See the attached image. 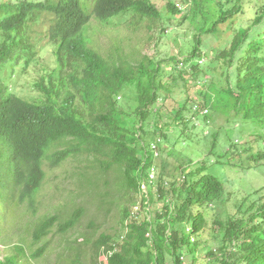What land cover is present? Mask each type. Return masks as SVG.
Segmentation results:
<instances>
[{"label":"trees","instance_id":"1","mask_svg":"<svg viewBox=\"0 0 264 264\" xmlns=\"http://www.w3.org/2000/svg\"><path fill=\"white\" fill-rule=\"evenodd\" d=\"M260 1L251 25L236 29L228 45L205 56L207 66L201 67V36L216 34L219 26L243 13L247 0H190L200 17V28L189 55L183 59L182 67L190 65L189 71H178L182 79L184 73L190 72L195 84L204 79L198 94L202 102L198 105L192 101L188 108L191 111L198 107L193 115L198 116L203 110L209 114L210 109V115L202 116L211 119L214 114L225 117L226 124L234 120L245 125L249 135H243V139L249 136L252 141L246 140L239 147L228 146L224 157L235 161L243 157L248 166L264 163V0ZM130 9L140 18L158 16L149 0H95L91 12L84 11L79 0L0 1L2 204L13 205L17 200L32 208L45 180L43 162L48 161L49 167L54 168L75 156L91 158L100 173L115 172L127 197L140 194L144 182L149 184L147 169L157 162L148 150L149 144L144 142L145 126L152 117L149 108L161 94L172 97L175 81H162L160 65L150 66L145 57L136 64L122 61L116 65L80 37L91 17L105 20ZM168 9L177 12L171 3ZM202 9L206 12L201 13ZM43 16L51 19L46 36L56 46L57 71L36 83V95L25 100L8 89L3 74L6 67L21 61L27 65L34 59L27 29ZM203 21L212 22L206 27ZM119 98L123 99L121 103ZM176 103L171 113L184 122L182 114L187 108ZM158 136L155 139L162 135ZM255 145L258 151L254 150ZM214 146L212 143L209 156L215 153ZM160 147L161 143L159 150ZM205 164L201 161L191 168L178 185L158 176L157 198L165 202L171 197V209L164 204L150 221H127L131 200H126L121 208V234L102 233L85 242V247H76L71 264H80L81 251L90 253L93 264H99L100 258L105 259V264H186L184 258L196 253L191 236L200 235L207 226L198 208L212 206L224 192L223 182L208 173ZM263 200L261 195L245 208L249 202L245 197L223 223L214 222L221 230L220 245L208 251V257L218 256L219 264H264ZM84 214V209L78 207L64 217H42L32 230V244L38 247L29 253L16 246L0 264H37L49 248L46 238L52 233L64 237L80 225Z\"/></svg>","mask_w":264,"mask_h":264},{"label":"rangeland","instance_id":"2","mask_svg":"<svg viewBox=\"0 0 264 264\" xmlns=\"http://www.w3.org/2000/svg\"><path fill=\"white\" fill-rule=\"evenodd\" d=\"M2 1V0H0ZM86 12H91L95 0H79ZM158 16L153 19L140 18L135 10L130 9L105 20L91 17L90 21L80 32L82 40L106 59L116 65L121 62L136 64L142 57L150 61V66L160 65L162 81L172 84L174 79V94L165 97L161 94L157 102L152 104L149 111L152 117L146 124L144 142L148 145L153 139H162L159 159L156 162L155 183L143 184L138 195L125 196L120 189L117 174L110 171L100 173L91 158L85 156L70 157L59 166L51 168L48 161L43 162L45 172L44 183L34 198V206L29 208L27 203L12 204L0 202V261L13 253L16 246L24 248L27 252L34 251L38 246L32 244V230L42 217L57 215L64 217L74 208L81 207L85 214L80 225L64 237L52 233L46 239L49 248L37 264H71L77 253L76 247L82 246L87 241L95 240L100 234L120 235L121 208L126 200H131L127 205L129 219L150 221L154 213L164 204L171 209V197L165 202L157 198L156 180L161 176L167 183H182L185 174L199 166L204 161L207 172L218 177L223 182L224 192L220 200L212 206L200 207L207 226L198 236H191V243L196 245V253L186 256V264H219V257L211 259L208 251L220 245L221 230L214 222L223 223L227 216L233 214L243 198H249L245 208L264 195V163L258 166H248L241 159L231 160L230 156L224 157L228 146L243 145L244 141L251 142V138L243 139L249 135L242 123L231 120L226 124L225 117L213 118L193 115L188 110L189 105L200 103L202 99L198 94L203 88L195 84L189 73L179 77L178 71H189L183 64L194 45V36L200 28V17L196 7L190 0H149ZM168 3L176 8V13H171ZM262 4L260 0H247L243 5V13H239L225 25L218 28L216 34L202 35L200 52L204 60L200 61L201 67L207 66L205 56H212L215 52L228 45L236 29L246 28L251 25L254 10ZM201 13L206 10L202 9ZM209 18V17H208ZM212 22V21H211ZM206 24V27L210 26ZM51 25L49 16H43L40 21L33 23L27 29V35L32 39L35 57L27 65L23 61L15 66L6 67L3 74L8 89L17 97L29 100L36 95L34 85L41 80L50 78L57 71L56 46L47 39V32ZM196 63V62H193ZM176 70H175V69ZM171 77V78H170ZM202 85V86H201ZM183 88V90H181ZM184 93H182V92ZM188 97L190 100H188ZM123 99L119 98L121 103ZM176 102L182 103L187 108L182 114V122L172 114ZM187 102V104H186ZM188 120V122H186ZM234 121V122H233ZM186 126H185V125ZM216 136V138H214ZM215 143L212 156L209 151ZM254 150L258 151L257 145ZM231 161H230V160ZM220 160V165L209 162ZM234 161V162H233ZM236 163V165H231ZM264 202V200H263ZM139 213L138 215H136ZM184 227V226H183ZM189 227H186V231ZM185 230V227H184ZM89 252H80V264H93L89 259ZM92 256V255H91ZM192 260V261H191ZM99 264H105V259L100 258Z\"/></svg>","mask_w":264,"mask_h":264},{"label":"built area","instance_id":"3","mask_svg":"<svg viewBox=\"0 0 264 264\" xmlns=\"http://www.w3.org/2000/svg\"><path fill=\"white\" fill-rule=\"evenodd\" d=\"M194 111H196L198 109V107L194 106L193 107ZM207 110H203V115L207 114ZM161 139L157 138L153 141H151L148 145V150L149 152L152 154L153 159H155V161H158L159 159V155H160V150H159V144L161 143ZM157 169L156 164H151L149 165L148 169H147V174H148V183L150 185H153L155 183V170ZM146 182H144L143 184H145ZM146 185V184H145ZM142 187V186H141ZM167 200V199H166ZM165 200V201H166ZM139 213H137L136 215H138ZM189 231V229H187V232Z\"/></svg>","mask_w":264,"mask_h":264}]
</instances>
